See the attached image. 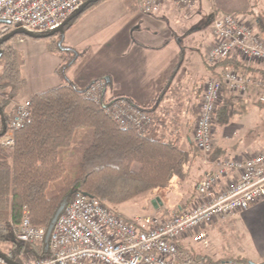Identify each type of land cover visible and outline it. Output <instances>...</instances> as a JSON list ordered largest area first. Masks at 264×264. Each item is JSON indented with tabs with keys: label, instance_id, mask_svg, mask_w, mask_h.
Masks as SVG:
<instances>
[{
	"label": "built area",
	"instance_id": "built-area-1",
	"mask_svg": "<svg viewBox=\"0 0 264 264\" xmlns=\"http://www.w3.org/2000/svg\"><path fill=\"white\" fill-rule=\"evenodd\" d=\"M137 10L155 13L163 5L190 11L197 0H136ZM85 0H0V37L15 27L36 34L57 28ZM212 43L204 58L208 65L236 55L246 63L264 62V39L245 15L213 14ZM105 77L92 79L83 95L102 105L110 117L123 128L145 134L153 118L141 106L124 98L101 99ZM249 80L236 71L225 70L203 83L198 113L193 126V142L203 155L214 149L212 125L222 98V89L244 92ZM264 102V92L259 96ZM30 115V100L15 106L8 117L0 144H13V132ZM210 168L196 184V194L189 206L179 207L169 215L137 213L125 218L97 198L73 190L51 231L44 250L46 227L32 225L27 208L15 238L41 249L37 254H19L18 264H256L248 260L178 258L179 244L188 241L206 244L208 228L217 220L244 210L264 197V149L245 157L208 159ZM0 264H8L0 257Z\"/></svg>",
	"mask_w": 264,
	"mask_h": 264
},
{
	"label": "trees",
	"instance_id": "trees-1",
	"mask_svg": "<svg viewBox=\"0 0 264 264\" xmlns=\"http://www.w3.org/2000/svg\"><path fill=\"white\" fill-rule=\"evenodd\" d=\"M100 1L89 3L81 14L64 26V30ZM122 1L127 11L137 10L136 0ZM255 18L256 26L264 39V16L259 14ZM54 35L49 36L50 39L53 38L54 44L63 40L59 33H56L55 38ZM61 46L62 60L55 72L62 82L32 93L29 96L30 115L13 132V144H0V252L7 256L8 264H18L20 253L37 254L41 251L39 247L20 243L15 238L24 207L27 208L32 225L47 227L61 199L73 190L95 197L114 210L112 205L144 193L148 195L149 202L155 196L163 200L162 196L168 192L172 178L183 177L185 174L184 165L188 160V152L179 146L178 140L168 141L156 136L150 127L142 135L133 128L119 126L102 105L83 95L87 85L78 87L67 78L66 72L78 53L73 48ZM50 47L52 48L51 44ZM180 56H183V52ZM238 60L236 55L220 59L213 66L221 65L222 70L212 76L220 77L225 70L236 71L234 68L241 65V59ZM203 62L211 66L206 63L205 58ZM257 72L250 73L249 76L238 73L247 78L249 83L257 82L262 93L264 68ZM99 77L104 76L95 78ZM22 83L18 53L9 41L4 42L0 45V108L6 121L10 113L9 106ZM107 84L108 80L105 87ZM224 90L223 87L222 94ZM166 92L164 87L142 108L155 112L166 99ZM116 97L138 105L128 97ZM101 99L109 100L106 91L102 92ZM226 104L220 101L214 113V120L222 125L226 122ZM80 127L92 129L91 139L82 150L79 173L70 175L66 173L65 163L59 158V151L70 146L75 130ZM1 130L0 117V132ZM60 177L62 184L57 192L48 194L50 184ZM149 205L152 206L151 203ZM158 210V214L162 216L175 211L168 207L161 210L158 207ZM185 256L192 260H212L208 256L191 254L187 243L179 244L177 257Z\"/></svg>",
	"mask_w": 264,
	"mask_h": 264
},
{
	"label": "crops",
	"instance_id": "crops-1",
	"mask_svg": "<svg viewBox=\"0 0 264 264\" xmlns=\"http://www.w3.org/2000/svg\"><path fill=\"white\" fill-rule=\"evenodd\" d=\"M250 2L251 0H198L197 7L191 12H184L168 4L160 7L155 13L143 14L138 10L127 11L122 0H101L64 32L65 45L78 53L76 60L68 68L66 76L78 87L85 86L94 77L104 76L108 80L105 87L107 96L128 97L139 105H147L166 87V99L155 111L150 126L156 136L162 137L167 132V122L173 121L172 116L177 115L176 109L182 105V98L179 99L181 94L184 95L182 92L184 88L180 81L182 70L196 61V57L198 62L201 61L203 66H207L203 62L205 50L200 53L192 42L194 40L191 34L193 20L201 17L207 9L210 11L212 21L214 13L222 14L236 10L246 12ZM252 3L255 27L261 35L256 26L255 17L259 14L264 16V7H258L255 0ZM211 28L209 36L201 41H204L205 49L213 41ZM182 44L187 46V51ZM49 62L47 66L50 69L46 76L26 88L25 97L62 82L52 72L53 68L55 69L59 64V58L52 55ZM240 64L239 71L237 68L234 69L246 76L250 73H258V69L264 68V62L246 63L241 60ZM207 67H210L211 72L199 77L203 81H198V86H195L196 80H192L189 89L201 90L208 76L218 74L222 70L221 65ZM256 83H251L252 87H259ZM224 89L220 100L222 103H228L233 97L239 96L227 87ZM172 107L176 108L172 109ZM197 111L198 105L190 123H186L185 127L177 126L175 131H171L172 140L177 139L183 150L191 146L197 148L191 133ZM240 127L239 123L228 120L223 125L214 120L212 125L214 158L245 157L264 149L263 142H232V138H235L238 133L235 134V131L230 132V130L240 129ZM198 153L202 160V170L196 178L193 190L185 198L187 204L196 194L197 181L210 168L209 162H205L201 153L199 151ZM231 221L235 222L242 236V243L238 244L241 252L239 256L256 264L264 263V197L225 219H217L208 231L216 225ZM204 256L208 255L204 254ZM223 259L225 258L220 260Z\"/></svg>",
	"mask_w": 264,
	"mask_h": 264
},
{
	"label": "rangeland",
	"instance_id": "rangeland-1",
	"mask_svg": "<svg viewBox=\"0 0 264 264\" xmlns=\"http://www.w3.org/2000/svg\"><path fill=\"white\" fill-rule=\"evenodd\" d=\"M252 1L253 0H251L250 4L248 5V11L244 12L236 10L233 12H235V14L245 15L246 17H248L251 23L254 25V28H256L253 18L254 5ZM255 1L257 2L258 7H264V0ZM197 3L198 0L190 11L184 12H191L195 10V8L197 7ZM232 4L234 3L232 2ZM193 21L194 23L191 27V34L194 37V40L192 41L194 44H192L196 47V50L201 53L203 52V50L206 51L204 47L205 45H203L204 41H201L203 38L209 36L211 26V35H213V21L209 9L205 10L201 17H197ZM65 31L66 30H64V32ZM51 37L32 38L25 35H17L9 40L11 46H13L18 53L20 60L21 77L23 78V83L21 84L22 87L17 90L16 95L9 106V108L11 109L9 115L12 113L13 109L17 104L24 102L26 99L28 100L29 96L25 97V95L27 94L25 89L39 82L46 76V74L48 73V69H50V67L47 66V64L50 63V57H52V55H55L59 58V63L61 62V44L63 46H66L64 34L62 35L63 40L59 41L62 42L61 44H59V42H57V44H54L53 38L50 39ZM53 37H56V33ZM184 42L186 41L184 40ZM211 43L212 42H210V44ZM50 44L52 48L50 47ZM182 46L185 51H187V46L183 44ZM196 61H194L190 66H185L181 72L180 81L182 82V87L184 88V90L182 91L184 95L181 94L179 99L182 98V105L180 108L178 107L179 109H176V112H178L177 115L172 116L173 121L169 120L167 122V132L165 133V135L162 136V138L165 140H172L173 134L171 133V131H175V129H177V126H179V128L183 126L185 127L186 123H190L196 112L197 105H199L203 86L200 90L201 93H199V90L196 91L197 88H192L191 90L189 89L191 87V81L196 80L195 86H198V81H203L199 77L209 74L211 72V69L210 67L208 68L207 66H203L201 61L198 62L197 57ZM179 64H181V62ZM240 68V66L237 67L238 71L240 70ZM52 72L56 75L57 78H59V80L61 79L56 74L54 68ZM233 93L239 96L233 97L232 100H230L224 108V118L228 121L239 123L241 125L240 129L234 128L230 130V132L235 131V134L238 133L237 135H235V138H232V142L248 143L251 141H257L264 143V102H259V95L261 93V89L259 87H252V84L248 83L244 92ZM106 97H108V99L114 98V96H107V94ZM15 101L17 102L14 103ZM139 106L143 107L145 105ZM173 107L172 109L176 108ZM148 113H150L153 118L155 112L148 111ZM7 122L8 120L6 121V128ZM194 124L195 119L192 124L191 133L193 132ZM91 134V128H77L74 132V136L70 146L66 149H61L59 151V158L65 163L67 174L76 175L79 173V162L82 156V150L90 142ZM254 149L255 148H253V150ZM186 150L188 152V160L184 165L185 174L183 175V177L172 178L171 186L168 188V192L165 195L163 194L162 196L163 200H161L162 204L160 205V210L168 207L171 209V211H173L178 208V205H186V207L189 206L190 203L187 204L185 198L193 190L196 178L202 170V160L200 159L198 151L201 153V157L205 162L207 161L206 158L214 159V149L212 150V152L208 153L206 158L205 155H203V153L200 150H197V148H195L194 146H191ZM257 153L259 152H256L254 154ZM61 184V177L52 182L49 186L48 194L56 193ZM147 197L148 195L146 196L145 193L140 194L139 196H136L135 198L130 199L128 201L114 204L112 205V207L117 213L121 214L125 218H129L130 216L137 213L158 214L159 210L157 208H154L152 203L149 202V200L147 201ZM149 203H151L152 206H150ZM239 243H242L241 233L238 232L237 225L235 224V222L231 221L229 223L216 225L212 229H210L207 233L206 244L201 242L188 241L187 246L190 248L191 254H206L209 258H212L217 261L221 258L240 257L239 255L241 252L239 249L240 247H238Z\"/></svg>",
	"mask_w": 264,
	"mask_h": 264
},
{
	"label": "water",
	"instance_id": "water-1",
	"mask_svg": "<svg viewBox=\"0 0 264 264\" xmlns=\"http://www.w3.org/2000/svg\"><path fill=\"white\" fill-rule=\"evenodd\" d=\"M99 0H85V2L76 10L74 11L71 15H69L57 28H55L54 30H51L47 33L44 34H36L32 31L26 30L24 28L21 27H15L13 29H11L9 32H7L6 34H4L2 37H0V45H2L4 42H8L12 37L17 36V35H25L28 37H32V38H45V37H49L54 35L55 33H60L61 35L64 34V26L70 21L72 20L74 17H76L77 15L81 14L83 12V10L85 9V7L92 2H97ZM0 23H9V21L6 20H0ZM59 44H61V42H59ZM0 117H1V122H2V130L0 132V135H2L5 130H6V119L4 117L3 111L0 108ZM67 198L68 195H65L61 201L59 202L58 206L56 207L47 227H46V232H45V236H44V250L47 248L48 246V242H49V237L51 234V231L53 229V226L58 218V216L61 214V212L63 211L66 203H67ZM151 203L153 205L154 208H158L161 204L162 201L160 199L159 196H155L154 198L151 199ZM0 257L2 259H4L6 262H8V258L5 254L0 252ZM264 264V263H262Z\"/></svg>",
	"mask_w": 264,
	"mask_h": 264
},
{
	"label": "flooded vegetation",
	"instance_id": "flooded-vegetation-1",
	"mask_svg": "<svg viewBox=\"0 0 264 264\" xmlns=\"http://www.w3.org/2000/svg\"><path fill=\"white\" fill-rule=\"evenodd\" d=\"M13 38V37H12Z\"/></svg>",
	"mask_w": 264,
	"mask_h": 264
}]
</instances>
